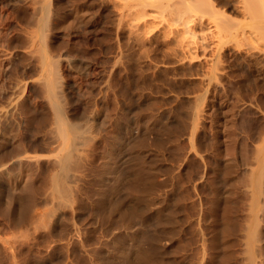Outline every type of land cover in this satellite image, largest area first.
<instances>
[{"label": "rangeland", "instance_id": "obj_1", "mask_svg": "<svg viewBox=\"0 0 264 264\" xmlns=\"http://www.w3.org/2000/svg\"><path fill=\"white\" fill-rule=\"evenodd\" d=\"M136 1L0 0V264L226 263L208 240L209 66L217 93L250 111L252 137L264 94L237 58L184 57L173 14ZM210 1L245 16L236 0ZM50 62L59 113L42 88ZM231 228L239 248L225 259L247 264Z\"/></svg>", "mask_w": 264, "mask_h": 264}, {"label": "bare ground", "instance_id": "obj_2", "mask_svg": "<svg viewBox=\"0 0 264 264\" xmlns=\"http://www.w3.org/2000/svg\"><path fill=\"white\" fill-rule=\"evenodd\" d=\"M136 2V12L143 13L146 7L157 6L159 9L162 8L161 10H166L169 14H173V17L175 14L176 19L175 17L170 19L171 21H174V24L176 23L175 27L177 29L175 28V30L177 33H175L178 35V45L182 49L181 51L183 52L184 57L190 58V60L191 58H197V49H200L204 55L208 51L207 54L209 53L211 55L208 54L207 56H215L216 61L224 59L221 61L224 62L227 60V63H230L229 60L232 61L231 58L234 57L233 59H235V61L233 62L236 64V61L238 60L237 62L240 69L242 67L245 70V75H243L244 78L247 77V80H249L247 83L251 82L250 85H248L249 83L247 85L251 86L252 84L254 89L259 90V92L261 91L262 94H264V0L234 1L237 2L234 5L236 7H238L240 3L239 10L242 9L243 16L245 15L242 20H236L232 15L221 13L223 11L222 8L221 12L218 11L210 0H138ZM210 22L213 23V26L209 25ZM171 24L172 23H169V25ZM196 26H198L199 29L207 30V32L210 33L216 31V39L211 41L206 33L196 32ZM213 28L214 31H212ZM52 64L53 63L50 62L46 65L47 70L45 78H43L45 80L42 82V88L48 94L55 111L59 113L61 109L53 92V86H55L54 83L56 82L55 66L57 65ZM215 65L213 63L212 66H209L211 76L215 80L212 79L214 82H211L210 93L208 95V117L210 116V123L208 122L209 139L207 144L209 146L210 159L206 169L210 185V195L207 197L209 199L208 213L210 217V223L208 226L210 227V239L208 238V240L212 247L209 246L214 249V252L216 250L218 253L220 252V255L224 256L225 261H223L222 258L223 263H228L232 260L233 258L226 261L225 258L229 259V256L232 254L231 252H233V249H231V243L233 242L230 240L229 231H231L230 229L234 230V228L231 227L232 225H235L237 231L236 235H238V237H236L238 239L233 236L232 241L235 238L238 242L236 244L244 247V249L242 247L241 249H243L245 253L244 251L241 252L247 255L248 260H245L246 263L262 264V262H264V133L260 135L259 132L257 134L258 136L252 137V135L247 132L248 129L245 131V128L247 127L244 126V123L247 120L244 118V114H246V106L245 109L242 105L241 107H236L230 103L232 101L228 100L229 102H227V96H225L224 93L222 94L221 92V94H219V91V93H217V83L215 84V81H219V78L216 79L219 76V73L217 72L218 69ZM233 65L231 64V66ZM229 79L231 80L230 76ZM222 87L225 86L223 85ZM220 91H222L221 88ZM233 98L235 97H232L231 99ZM233 102H235V100H233ZM248 102L252 103V99H248L247 103ZM234 104H237V102ZM239 104L240 102L237 105ZM250 105L251 104L248 106ZM256 107L258 108V104ZM263 108H261L262 112H259L261 109H258V112L262 113L260 115L262 120L264 118ZM247 110L249 111V109ZM248 114L250 115V111ZM238 117H241L240 121ZM57 119V128L60 131H64L65 124L63 120H61L60 116H57ZM243 120H245L244 123ZM75 125H71L70 129H72L77 135L79 130L78 126ZM262 130L264 132V129ZM251 131L252 130H250V132ZM244 132L248 133L244 136L246 137V141L248 140L249 144H247L252 146H249L246 151H243V149H241L242 147H238L239 145L241 146L239 143L242 141L241 139L243 136L241 137V135ZM253 136L255 135L253 134ZM241 143L244 146L246 144L245 141ZM247 147H245V149ZM71 155L70 152H67L64 156H61L58 159L61 168L65 169ZM55 180L60 183V177L55 178ZM112 190V188L107 189V196L110 195ZM112 200H114V198H112ZM112 200L110 202H112ZM233 232L235 233V230ZM232 246L235 245L233 244ZM237 248H234L236 252L239 250ZM241 252H239V254H241ZM143 253L139 252L138 256L143 257ZM218 253L216 255H219ZM144 257L146 256L144 255ZM213 257H216L219 263L220 257L212 256V259ZM245 257L242 256L243 259ZM144 259L146 260V258ZM230 264H232V262Z\"/></svg>", "mask_w": 264, "mask_h": 264}]
</instances>
